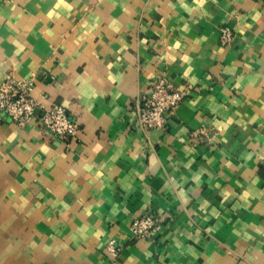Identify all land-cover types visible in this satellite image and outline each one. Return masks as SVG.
Here are the masks:
<instances>
[{
    "label": "crops",
    "instance_id": "1",
    "mask_svg": "<svg viewBox=\"0 0 264 264\" xmlns=\"http://www.w3.org/2000/svg\"><path fill=\"white\" fill-rule=\"evenodd\" d=\"M7 75L79 132L0 115V264H264V0H0ZM160 78L189 94L146 134Z\"/></svg>",
    "mask_w": 264,
    "mask_h": 264
},
{
    "label": "built area",
    "instance_id": "2",
    "mask_svg": "<svg viewBox=\"0 0 264 264\" xmlns=\"http://www.w3.org/2000/svg\"><path fill=\"white\" fill-rule=\"evenodd\" d=\"M234 39V30L222 26L219 36L220 45L230 47ZM34 90V77L18 79L7 75L0 84V115L7 116L20 128L38 123L62 141L77 137L79 125L69 117L62 105L45 106L42 113L36 115L39 101L35 97ZM188 94L186 87H175L165 78L154 81L149 91L139 95L134 103L142 130L148 134L154 129H165L168 115L176 111ZM162 228L163 223L159 217L144 214L132 220L130 233L134 238L145 239ZM106 249L113 257H118L120 248L113 240L107 243Z\"/></svg>",
    "mask_w": 264,
    "mask_h": 264
}]
</instances>
